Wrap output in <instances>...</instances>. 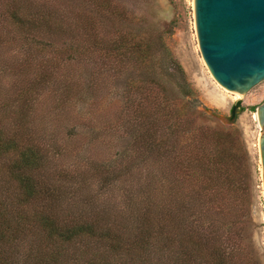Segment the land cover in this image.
<instances>
[{
	"label": "trees",
	"instance_id": "16d2710c",
	"mask_svg": "<svg viewBox=\"0 0 264 264\" xmlns=\"http://www.w3.org/2000/svg\"><path fill=\"white\" fill-rule=\"evenodd\" d=\"M91 3L94 12L79 15L88 17L92 46L153 68L152 37L100 36L93 14L115 11L108 0ZM74 18L68 24L51 0H0V26L9 32L0 29V42L11 34L43 52L58 38L83 39ZM30 55L12 61L8 85L0 80V264H259L251 169L237 128L196 123L202 114L185 102L163 127L140 112L134 156L69 169L68 145L49 142L32 118L56 75L52 61ZM6 71L0 61V75Z\"/></svg>",
	"mask_w": 264,
	"mask_h": 264
},
{
	"label": "rangeland",
	"instance_id": "374dc122",
	"mask_svg": "<svg viewBox=\"0 0 264 264\" xmlns=\"http://www.w3.org/2000/svg\"><path fill=\"white\" fill-rule=\"evenodd\" d=\"M108 1L115 12L93 14L97 34L110 37L119 31H133L150 35L156 45L153 68L106 57L92 46L88 17L79 15L85 9L94 12L92 0H51L54 7L64 8L68 24L77 16L78 27L72 29L83 39L65 43L58 38L41 52L21 47L19 40L4 34L0 61L7 71L0 75L2 84H9L8 68L12 69L16 58L32 52L35 60L51 59L56 75L37 95L32 118L49 142L68 145L65 153L69 155L64 154L63 164L69 169L84 168V162L89 164L99 156L117 162L118 153L125 154L120 160L134 156L141 132L135 117L140 112L144 120H155L163 127L169 123L167 118L173 121L177 106L185 102L189 111L202 114L193 115L196 123L237 128L251 169L253 247L259 264H264V197L257 144L261 128L255 113L264 101V80L239 96L216 82L199 51L193 0ZM0 29L9 33L3 26Z\"/></svg>",
	"mask_w": 264,
	"mask_h": 264
},
{
	"label": "water",
	"instance_id": "95a60500",
	"mask_svg": "<svg viewBox=\"0 0 264 264\" xmlns=\"http://www.w3.org/2000/svg\"><path fill=\"white\" fill-rule=\"evenodd\" d=\"M193 16L200 54L218 84L245 95L264 80V0H193ZM255 113L264 197V101Z\"/></svg>",
	"mask_w": 264,
	"mask_h": 264
},
{
	"label": "flooded vegetation",
	"instance_id": "af4514ba",
	"mask_svg": "<svg viewBox=\"0 0 264 264\" xmlns=\"http://www.w3.org/2000/svg\"><path fill=\"white\" fill-rule=\"evenodd\" d=\"M235 108H236V107H233V109L231 110V112H232V111L235 112Z\"/></svg>",
	"mask_w": 264,
	"mask_h": 264
},
{
	"label": "bare ground",
	"instance_id": "6f19581e",
	"mask_svg": "<svg viewBox=\"0 0 264 264\" xmlns=\"http://www.w3.org/2000/svg\"><path fill=\"white\" fill-rule=\"evenodd\" d=\"M197 45V44H196ZM236 96H239L237 93H235ZM257 118V117H256ZM260 127V126H259Z\"/></svg>",
	"mask_w": 264,
	"mask_h": 264
}]
</instances>
